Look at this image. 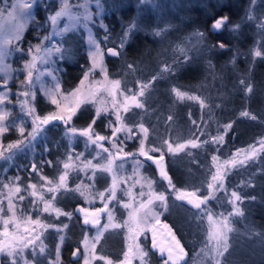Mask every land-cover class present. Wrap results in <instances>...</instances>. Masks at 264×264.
<instances>
[{
  "label": "rangeland",
  "instance_id": "rangeland-1",
  "mask_svg": "<svg viewBox=\"0 0 264 264\" xmlns=\"http://www.w3.org/2000/svg\"><path fill=\"white\" fill-rule=\"evenodd\" d=\"M165 1L167 0H148L146 3H141L140 0H66L72 16H79L80 20L76 23L65 15L58 19L56 26H53L49 17L61 9L65 0H35L33 6L27 10L32 18L29 20L22 39L8 46L12 49L20 47L23 51L13 50L11 55L3 61V65L8 66L7 70L10 73V78L8 79L7 89L0 88V92L7 93V99L3 104H0V115H5L3 123L11 126L7 131L0 134V150H7L9 144L22 139L19 132L22 120L25 127V136L31 132L33 116L24 115L21 107L22 102L25 100L35 108V115L44 117L49 114H57L60 112V108H63L66 104L74 103V98L69 97L68 100H65L63 97L79 89L78 94L86 97V102L78 109L77 114L85 109L89 111L91 116L87 122L85 121L86 123L84 122L80 126L74 122L76 114L69 125H65L62 121L44 127L47 129L46 133H43L34 142V147L31 150L16 154L10 161L0 159V209H2L0 211V243L5 245L14 244L16 242L12 239L13 236L23 235L26 238L25 241L17 244V247H22L28 239H34L39 235L40 239L35 242L36 259L42 258L45 254V252L43 254L39 253L41 244L45 248L46 245H50L51 258L46 257V261L48 264L50 262L56 264L57 246L59 245L61 249L62 244L60 238L61 236L64 237L69 224L74 222L83 231L77 245L80 255L78 259H74V262L75 264H83L85 249L82 242L85 240L86 235L89 241L93 242L97 230L110 223V212L113 217L111 223L120 224L122 227H109L105 230L100 241L96 243L94 250L91 248V243L89 244L90 264H106L108 260L112 261V264H120L124 260V252L127 250L129 243H139L144 250L148 251L150 264H163L161 253L158 249L152 247L153 232L156 234L157 243L165 248L169 245L175 246V242L172 240V236H175L186 253V260L181 261L180 264H186L187 262V264H212L211 244L208 240V234L213 225L206 214L210 211L214 221L229 217L230 226L233 228V231L228 234L230 246L235 238L248 240L252 243L250 250H248V261L252 260L251 256L253 255H256V262L262 260L264 235L260 233L256 235L258 232L252 231L253 228L250 223L246 222L245 209L253 200L251 199L253 194L258 193L259 188H264V150H262L264 145L261 144L264 141V122L260 124L261 134L255 136L252 144L238 150L233 149V144L238 136L235 130L239 126H235L233 130L235 120H225L227 116L219 114V106L214 105L215 108H212L199 96V91L203 89L205 92V84L198 86L196 93H194L193 91H182L178 87H173L170 85L171 82H168L167 95L169 97L172 95L179 104L186 101L190 102V112L188 111V115L182 119H173L170 115L158 116L162 115L161 112H157V103L160 105L158 86L161 82L166 83L170 80L168 75L170 67L156 61L147 70L144 69L143 62H147L145 64L153 62L155 56L148 59L146 54L142 55L141 53L142 57L139 58L142 60L138 57L135 60H129L124 55L127 43L132 35L138 31L140 24L144 32L149 31L145 29L149 20L145 14L150 11L156 14L160 3ZM14 2L15 0H0V10H3L0 11V23L10 20L8 12L12 10L11 6ZM130 2L133 9L131 13L129 11L128 20L124 21L119 12ZM170 2L179 7L185 4L186 0H170ZM83 5L87 6V12L91 14V19L88 21L83 19L85 13ZM111 14H114L117 21L115 27H109L105 22V17H110ZM133 24L135 27L125 38V31ZM65 25H74L73 30L64 33L63 36L53 35L50 40L43 41L42 45L43 48L61 47V52L53 51L47 56L46 62L38 59L36 68L32 71L34 78L40 76V80L35 82L33 87H26L22 82L26 80L27 76L25 64L32 59V56L28 54L29 48L39 44L44 36L53 33L54 27L56 30H62ZM90 34L100 46L104 71L100 67H96L89 72L93 68V62L89 55ZM122 43L123 46L121 47ZM75 44L82 48L80 53L85 54L87 65L84 66L76 86L63 90L61 86V78L65 73L63 63L73 59ZM108 48L116 50L119 55L112 56L110 59L106 55ZM33 53L35 54V48H33ZM3 65H0V67H3ZM129 65L132 67H129ZM166 67L168 70H165ZM86 72L89 73L87 79H85ZM48 73H51V75ZM105 75L107 79H105ZM82 80L84 81L83 84H81ZM112 81H120L119 89L114 88ZM213 82L214 84L208 85V87H210L211 94H215L214 96L219 104L222 105L227 100V87L225 84L220 86L219 81L214 80ZM2 83L3 81L0 80V84ZM216 84L219 85V90H217ZM57 88L59 91H57ZM42 89H48L53 93L60 104V108L51 102V98L46 96ZM173 89L183 93V98L178 97ZM141 90H143V95H139ZM24 91L36 93L35 98L33 99L32 95L28 97L21 95L20 93ZM161 91L164 93L163 89ZM245 92L248 91L245 90ZM110 93L115 95V101L122 117L120 122L116 121L114 96ZM121 93L123 94L121 95ZM205 94H207L205 95L206 98L212 96L208 92H205ZM133 95L136 96V102L143 106L136 107L135 103L128 99L129 110L125 112L123 110L125 98H131ZM201 102H203V106ZM167 107L168 105H165V108ZM97 108L107 109V111L101 112L93 125L94 134L109 138L99 142L103 147L98 148L95 144L90 143L87 137L79 135V133L75 134L70 142L67 128L75 127L78 130L87 128L92 123L93 118L96 117ZM213 111H216L217 115ZM193 112L194 114H192ZM170 117L171 119H169ZM238 120L242 124H247L245 121L258 123L256 115L241 114ZM110 121L113 122L111 127L109 126ZM121 124L124 125V130L118 132L114 137L112 135L113 128L121 127ZM141 124L148 130L146 136L139 127ZM221 136L223 137L222 142H214L212 139ZM228 138L232 143L229 147H227ZM193 140L199 145L198 147L193 148L188 143ZM242 140L240 139V142ZM121 141L122 143H120ZM142 141L148 155L160 157L163 153L164 171L170 179L172 171L177 176V183L173 182L172 184L175 190L170 187L168 179L160 177L152 166L142 161V158L146 157L140 155ZM165 141H168L176 150L169 152L168 144ZM113 142L117 143V147H113ZM181 144L185 145L183 150L177 148ZM105 148L109 151L105 152L103 150ZM153 148L159 149V151H152ZM253 151L255 154L248 158ZM110 153L111 157H125V159L114 160L113 173L101 171L99 168L94 170L92 167H85L89 161L92 165H106ZM125 153L130 155H125ZM5 155H8L7 151H5ZM213 156L218 159L213 160ZM233 159L244 160L245 162L235 166L225 163ZM65 163L70 165L68 169L64 168ZM137 164L141 166L137 167ZM33 165H35L36 171L32 170ZM218 168L224 174V188H217L213 197L205 205H202V209L189 208L183 203L185 199H177L180 193L193 192L197 189H199L196 193L197 196H208L209 189L207 185L212 182V176L217 173ZM65 173H67L65 187L60 188L55 193L57 199L54 201L53 206L64 213H72L71 217L57 215L54 210L42 211L44 203L38 200V197L43 196L45 200L52 201L53 193L49 192L48 189L55 188L60 184V176ZM114 176L117 180L116 198L111 201L101 200L99 193L104 192L106 189L111 190ZM41 177H44V179H41ZM261 179L262 181H260ZM148 181L152 182L151 187H149ZM29 184H35L36 189L29 188ZM5 185H8V187H5ZM84 185L88 186L87 190L83 188ZM77 186H81V190L85 191V196H81L80 192L75 190ZM16 187H19L21 191L15 192ZM33 191L37 192L36 197L32 196ZM232 192H236L241 197L240 201H236V206L244 211L242 217L229 216L230 213H233V203L230 202L233 200ZM160 193L164 194L167 207L165 208L159 200H153L152 204L140 209L139 215L142 218L140 227L144 229V232L133 240H129L127 238L129 236L128 226H125V221L129 220V213L138 209L141 202L147 204L153 194ZM110 194V191L105 192L106 197ZM20 196H23L24 199L21 200ZM9 199L15 206V216L9 211ZM33 200H37L36 205L33 204ZM105 203L108 204V208L100 212L98 217H94L99 219L100 223L98 225H85V216L76 213L77 206L95 213L97 209H104ZM124 204L130 206L125 208ZM183 208L190 210V212L187 213ZM176 213L191 222L192 225L187 224L192 228V233L196 235L191 242L194 248L191 257H188L186 248L168 222V218L176 215ZM29 217L32 220L39 218L44 226L29 223ZM5 220L10 221L7 226H5ZM13 220H15V223L11 222ZM129 226L135 228V225ZM26 228L28 231H25ZM58 229L61 231H58ZM5 231L9 235L5 236L3 234ZM108 235L117 236L121 239L122 250L116 258L103 256L97 251L100 242ZM205 251L209 252L208 256L204 255ZM93 252L95 259L92 258ZM0 257L3 264H10V258L6 253H0ZM24 257L29 261L33 260L32 245L24 249ZM163 258L167 259V252L163 254ZM20 264H24L23 259L20 260ZM59 264H61V259ZM132 264H140V260L134 258ZM224 264H226V261H224Z\"/></svg>",
  "mask_w": 264,
  "mask_h": 264
},
{
  "label": "trees",
  "instance_id": "trees-1",
  "mask_svg": "<svg viewBox=\"0 0 264 264\" xmlns=\"http://www.w3.org/2000/svg\"><path fill=\"white\" fill-rule=\"evenodd\" d=\"M132 9L133 5L130 2L120 10V16L124 21L128 20L129 11L131 13ZM151 12L145 14L149 19L145 29L149 31L144 32L140 24L138 31L127 43L124 55L129 60H135L137 57L140 59L143 54H146L148 59L155 56V60L148 63L151 66L143 62L144 69L147 70L156 61L170 67L168 71L170 80L166 83L161 82L158 86L160 95L157 100L160 105L157 103V112L162 113L158 116L170 115L173 119H182L188 115L190 102L179 104L172 95L169 97L168 82L182 91L194 93L198 86L205 84V92L211 94L208 85H213L214 80L219 81L220 86L225 84L227 87V100L224 104H219L215 94L206 98L207 94L203 89L199 91V96L212 108H215L214 105L219 106V114L227 116L225 120H235L233 130L235 126H239L235 130L238 136L233 149L238 150L252 144L255 136L261 134L260 124L264 122V28L260 27L264 24V0H255L254 5L252 0H186L185 4L179 7L167 0L160 3L156 14ZM249 14L254 19H249ZM225 16L228 18L227 21L220 29L213 30L215 21ZM105 22L109 27L117 25L114 14L105 17ZM236 25L239 27L237 28ZM157 32L160 34L157 35ZM199 33H203L202 38ZM221 43L224 47H220ZM81 49L75 44L73 59L63 63L65 68L61 78L63 90L76 86L84 66L87 65L85 54L80 53ZM256 52L260 55H255ZM241 80L245 81V84H241ZM247 85L252 86V91L249 93L245 92ZM216 88L219 90L218 84ZM165 105L168 107L165 108ZM213 112L217 115L216 111ZM243 113H248L247 116L256 115L258 123L245 121L247 124H242L238 117ZM90 116L89 111L83 109L77 114L74 122L78 126L83 125ZM240 139L243 140L240 142ZM231 144L229 141L227 147ZM229 150L232 151L231 148ZM170 174L172 184L173 182L176 184L177 176L173 171ZM253 197L255 199L245 209L246 222L250 223L253 232L257 231L264 235V188H259V192L253 194ZM183 209L187 213L190 212L186 208ZM168 222L182 241L188 257H191L194 251L191 242L192 238L196 237L188 225H192L191 222L178 213L169 217ZM82 232L74 222L67 227L64 240L69 244L62 249L65 261L69 260L68 256L72 249L80 242ZM251 245L248 240L235 238L224 259L226 264H264V254L260 262H256V255L251 256L252 260L248 261V250ZM121 250V239L112 235L105 236L97 247L101 255L109 258L118 257Z\"/></svg>",
  "mask_w": 264,
  "mask_h": 264
},
{
  "label": "snow or ice",
  "instance_id": "snow-or-ice-1",
  "mask_svg": "<svg viewBox=\"0 0 264 264\" xmlns=\"http://www.w3.org/2000/svg\"><path fill=\"white\" fill-rule=\"evenodd\" d=\"M35 2V0H15V2L12 4L11 6V11L8 12V17L10 18L9 21L4 22V23H0V65H3V61L5 60V58L9 55H11L12 51H23L22 48L20 47H16L15 49H12L11 47H8L10 45L13 44V42L16 41H20L22 39L23 33L26 29V27L28 26L29 20L32 18L30 13L27 12L28 9H30L33 6V3ZM141 3H146L148 2V0H140ZM253 5L255 4V0H252ZM99 6V5H98ZM83 7L85 8V13L83 16V19L85 21H88L91 19V14L87 12V6L83 5ZM3 11V10H0ZM69 16L70 19L74 20L76 23L79 22L80 17L79 16H75L73 17L71 12L69 11V6L65 0V2L63 3V6L61 7V9L59 11H57L54 15H51L49 17L50 21L52 22L53 26H56L57 21L60 17L63 16ZM249 19H254V17L249 14L248 16ZM227 17H221L220 19L216 20L215 23L213 24V30L216 29H220L221 26L227 21ZM74 25H65L64 28L62 30H56L54 27V31L53 33H51L50 35H46L41 39V42L39 44H36L34 46H31L28 50V54L32 56V59L30 62L25 64V70H27V76H26V80L24 82H22L26 87L31 88L34 86L35 82L40 80V76H36L34 78L33 75V69L36 68V61L38 59L42 60V62H46V58L48 55H50L53 51L55 52H61V47H55L53 48H43V41L45 40H50L52 38L53 35H59V36H63L64 33L70 32L73 30ZM86 27V24H85ZM135 25H131L126 31H125V38L128 36V34L132 31V28H134ZM236 27L238 28L239 25H236ZM261 28H264V24L260 25ZM157 35H159L160 33L157 32ZM198 35L201 36V38L203 37V33H199ZM123 46V43L121 44V47ZM220 47H224V45L221 43ZM33 48H35V54L33 53ZM89 55L90 58L92 59L93 62V68L89 70V72H91L92 70H94L96 67H100L102 71H104L103 69V64H102V56L100 54V46L96 43V41L92 38L91 34L89 35ZM92 49H95L94 51ZM108 52L113 55V56H117L119 55V52H117L116 50L113 49H108ZM255 55H260L259 52H256ZM129 67H132L131 65H129ZM8 66L7 65H3V67H0V73H2V75H0V80L3 81L2 84H0V88H4L7 89L8 86V79L10 78V73L7 70ZM165 70H168L167 67L165 68ZM49 75H51V73H48ZM89 73L86 72L85 73V79H87ZM55 78V77H54ZM105 79H107V76L105 75ZM155 79V78H153ZM84 81H81V84H83ZM112 85L114 86L115 89H119L120 87V81H112L111 82ZM241 84H245V81L241 80L240 82ZM45 92L46 96H49L51 98V102L55 105H57L58 108H60V104L58 102V100L55 98V96L53 95V93L51 91H49L48 89H42ZM246 90L248 92L252 91V86L251 85H247ZM57 91H59V89L57 88ZM174 92H176L178 97L183 98L184 94L178 92L176 89H173ZM79 93V89L74 90V92L68 94V96L63 97V99L68 100L69 97L74 98V103H68L66 104L63 108H60V112L57 114H49L46 115L44 117H41L39 115H35V108L32 107L29 102L27 100H25L24 102H22V112L24 115L27 116H33L32 119V130L31 132L27 133V135L25 136V127L23 126V120L21 121V125L19 126V132L21 134L22 139L17 140L15 143L9 144L8 149L7 150H0V159H3L5 161H10L12 160V158L18 154V153H26L27 151L31 150L34 147V142L43 134L46 133L47 129L44 128L43 126L50 124L52 121H57V120H61L64 122L65 125H69L70 122L72 121L73 117L77 114L78 109H80V107L86 102V97H82L81 95L78 94ZM21 95L28 97L29 95H32L33 99L35 98L36 93L34 92H29V91H24L22 93H20ZM111 95L114 96V108L116 109V121L120 122L122 120V117L120 115L118 106L116 104L115 101V95L114 93H110ZM123 93H121L122 95ZM139 95H143V90H141V92L139 93ZM195 98V97H193ZM7 99V93L6 92H0V104H3L4 101ZM128 99H131V101H133L135 103L136 107H142L143 105H141L140 103L136 102V96L133 95L131 98L126 97L125 98V104L123 106V110L125 112H127L129 110V106H128ZM202 106H203V102ZM102 111H107V109H101V108H97L96 109V117L93 118L92 123L88 125L87 128L82 129V130H78L75 127H69L67 128V133H68V138L69 141L71 142L72 137L79 133V135L85 136L88 138V141L92 144H95L98 148H102V144H100V141H104L106 139H109L108 137L105 136H101L99 134H94L93 132V125L96 122V118H98L101 114ZM244 115H248V113H243ZM255 118V117H253ZM5 119V115H0V134L4 133L5 131L8 130V128L11 125H6L3 123ZM171 119V117L169 118ZM112 121L109 122V126H112ZM14 124V122H13ZM141 128V130L145 133V136L147 135L148 130L146 128L143 127V125L141 124L139 126ZM124 130V125L121 124V127H114L113 128V133L112 135L115 137L116 134L120 131ZM213 141H223V137H213L212 138ZM122 143V141L120 142ZM166 144H168V150L169 152H174L176 149H173L172 145L170 143H168V141H165ZM188 143L191 144V146L193 148L198 147L199 145L196 143L195 140L193 141H189ZM207 143V142H205ZM262 145H264V141L261 142ZM113 147H117V143L113 142ZM185 147L184 144L178 145L177 148L179 150H183V148ZM15 151H12V150ZM105 152L109 151L108 149H103ZM262 150H264V148H262ZM5 151L8 152V155H5ZM120 151H122V149H120ZM152 151H159V149L153 148ZM255 152L253 151L252 153L249 154V157L254 155ZM82 155V154H81ZM125 155H130L125 153ZM140 155L142 156H146L147 159L149 160H153V157L148 155L147 151H145L144 148V144L143 141L141 142V146H140ZM235 155V154H234ZM71 159V157H69ZM79 158V157H77ZM120 157H111V153H110V158L107 161L106 165H92L91 161H89L85 167H92L94 170L99 168L101 171H107L109 173H113V166H114V160L118 159ZM164 159V155L163 153L161 154L159 160H155L154 162L157 164V166L160 168L161 170V175L165 178L168 179V183L170 185V187L173 188V190H175L174 186L172 185L171 179L168 178L166 171H164L163 169V165H162V161ZM218 158L216 156H213V160H217ZM247 159V158H246ZM245 161L244 160H236L233 159L231 161H226V164H229L230 166H235L237 164H243ZM141 165L137 164V167H139ZM70 167V165L68 163L64 164V168L68 169ZM122 167V165H121ZM33 171H36V167L35 165H33ZM67 173H65L64 175L60 176V184H58L55 188H49L48 191L53 193V197H52V201H48L45 200L43 196H39L38 200L43 201L44 203V207L42 209V211L44 212H48L50 210H54L56 212L57 215H68L69 217H71L72 213H64L62 212L59 208H54V201L57 199V196L55 195L56 192H58L60 190V188L65 187V178H66ZM223 178H224V174H222L219 170V168L217 169V173L214 174L212 176V182L208 183L207 187L209 189V195L205 196V197H200L197 196V192L199 191V189H197L196 191L193 192H187V193H180L177 196V199L179 200H184V199H188V197H192L193 199H188V203L191 204L194 208L196 209H202V205H205L208 200H210L213 197V194L215 192V190H217V188L219 189H223L224 188V184H223ZM17 179H19L17 177ZM41 179H44V177H41ZM130 179V178H129ZM139 182V181H137ZM216 182H219L218 184ZM151 181H148V185L149 187H151ZM5 187H8V185H5ZM29 188L32 189H36V185L35 184H29L28 186ZM117 187V180L114 176L113 178V184L111 186V190L106 189L104 192H100L99 193V197L101 198V200H108L111 201L113 199L116 198V194H115V189ZM83 188L85 190L88 189L87 185H84ZM76 191L80 192L81 196H85V191L81 190V186H77V188L75 189ZM21 189L19 187L15 188V192H20ZM111 192L110 195H108L107 197L105 196V192ZM141 195H143V193H141ZM32 196L36 197L37 196V192L33 191L32 192ZM232 197L233 200L230 201L231 203H233V213H230L229 216L231 215H237V216H244V211L236 206V201H240L241 197L236 193V192H232ZM87 198V197H85ZM20 199L23 200L24 197L20 196ZM251 199H255V197H252ZM153 200H159L162 204H164L165 208L167 207L165 204V196L163 193L160 194H153L152 197L147 201V204L144 202L140 203V206L138 209H136L134 212H130L129 213V220L125 221V226H128V232H129V236L127 237L129 240H133L135 237H138L141 233L144 232V229L140 227V224L142 222V218L139 215L140 209L146 208L149 204L153 203ZM33 204L36 205L37 204V200H33ZM125 208H128L130 205L128 204H124L123 205ZM108 208V204L105 203V208L104 209H97L95 213H89L85 216V220L84 223L85 225L89 224L90 221L88 219V215H92L93 217H98V214L100 212L105 211V209ZM15 206L13 205L11 199H9V211L13 213V216H15ZM0 211H2V209H0ZM78 211L80 212H85L86 210L83 208H79ZM208 216V220L212 223V228L209 230V234H208V240L209 243L211 244V260H212V264H224V259L226 257V254L229 252V233H231L233 231V228L230 226L229 223V217H223L220 220L214 221L213 220V215L212 213L209 211L206 213ZM113 217L111 215V213L109 212V221L110 223L107 225H104V227L102 229H98L97 230V235L93 238V242H90L89 239L87 238V235L85 237V240L82 242L83 246H84V262L83 264H90V260H89V256H88V249H89V244L91 243V248L94 250L96 247V243H98L103 235V232L105 230H107L109 227L112 228H120L122 227L120 224H115V223H111ZM12 223H15V220L11 221ZM29 223L31 224H35V225H39V226H44L42 224V222L39 220V218H37L36 220H32L31 217H29L28 220ZM93 225H98L100 223L98 218H94L92 221ZM5 226H7L10 221L9 220H5L4 221ZM129 225H135V228L129 226ZM18 227V225H17ZM66 227V225H65ZM25 231H28V229L26 228ZM34 231V229H33ZM58 231H61L60 229H58ZM171 231V230H169ZM5 236L9 235V233L7 231H5L3 233ZM155 232H153V249H158L159 252L161 253V259L163 260V264H169V262H171V264H180L181 261L184 260V257L186 255V253L184 252V249L180 246V243L178 240H176L175 236H172V240L175 242V246H171L169 245L167 248L160 246L156 239H155ZM256 235H259V233H256ZM16 243L11 244V245H5L0 243V253H6L7 256L10 258V264H20V260L23 259L24 260V264H36V257H37V253L35 251V242L37 240L40 239L39 235H37L34 239H28L25 243H23L22 247H17V244H19L22 241H25V237L23 235H19V236H13L12 238ZM61 243L64 240V237L61 236ZM30 245L33 246V260L29 261L26 257H24V249L29 247ZM45 252V247L41 244L40 248H39V253L43 254ZM167 252V259L163 258V254ZM73 257L75 258H79V249H77V251H74L72 253ZM205 256L209 255L208 251L204 252ZM93 259H95V254L93 252ZM134 258H138L140 260V264H150L149 261V253L148 251L144 250L142 248V246L139 243H129L127 250L124 252V260H122L120 262V264H132V260ZM101 259H103V257H101ZM60 261V246H57V255H56V264H59ZM51 264V262H50ZM106 264H112V261L108 260L106 261Z\"/></svg>",
  "mask_w": 264,
  "mask_h": 264
},
{
  "label": "water",
  "instance_id": "water-1",
  "mask_svg": "<svg viewBox=\"0 0 264 264\" xmlns=\"http://www.w3.org/2000/svg\"><path fill=\"white\" fill-rule=\"evenodd\" d=\"M108 49H112V48H108ZM108 49L106 50V55H107L108 57H112L113 55H111V54L108 52ZM113 50H114V49H113ZM61 122H62L61 120L52 121L50 124L45 125V126H43V127H47V126H50L51 124L61 123ZM117 157H120V158H118L117 160L125 159L124 156H123V157H121V156H117ZM152 157H153V160H149V159H147V157H143V158H142V161H143V162H146V163H148L150 166H152V167L157 171L158 175H159L160 177H163V176L161 175V170H160V168H159V167L157 166V164L154 162L155 160H159L160 157H154V156H152ZM163 162H164V159H163V161H162V165H163ZM167 176H168V174H167ZM163 178H164V177H163ZM168 178H169V176H168ZM188 199H193V198H192V197H188ZM188 199H185V200L183 201V203H184L187 207H189V208L196 209V208H194L191 204L188 203ZM79 208H82V207H78V208L76 209V212H77V214H79L80 216H82V215L86 216L87 214L92 213V212H89V211L80 212V211H78ZM88 219H89L90 223L87 224V225H88V226H93V223H92L91 221L94 219V217H93L92 215H88ZM162 247H163V246H162ZM185 260H186V257H184V260H183V261H185ZM183 261H182V262H183Z\"/></svg>",
  "mask_w": 264,
  "mask_h": 264
},
{
  "label": "flooded vegetation",
  "instance_id": "flooded-vegetation-1",
  "mask_svg": "<svg viewBox=\"0 0 264 264\" xmlns=\"http://www.w3.org/2000/svg\"><path fill=\"white\" fill-rule=\"evenodd\" d=\"M47 127H49V126H47ZM78 207H80V206H77L76 207V209L78 208ZM77 213V212H76ZM77 215H79V214H77ZM68 245L69 243H65V240H63V242H62V244H61V249H60V259H61V264H65V263H68V264H70V263H72V264H75V262H74V259H76L75 257H73V255H72V253L74 252V251H77V245H75V248H73L72 249V252L70 253V255L68 256V261H65L64 259H63V255H62V249H63V246H65V245ZM49 246V247H48ZM46 257L47 258H51V256H50V245H46V248H45V254H44V256L42 257V258H38V259H36V264H48L47 263V261H46ZM73 257V258H72ZM0 264H3V261H2V259H1V257H0Z\"/></svg>",
  "mask_w": 264,
  "mask_h": 264
}]
</instances>
